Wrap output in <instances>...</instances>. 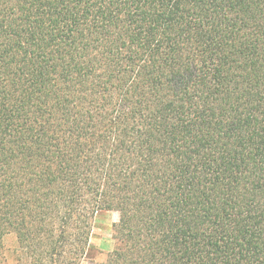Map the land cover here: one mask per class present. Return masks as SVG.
I'll list each match as a JSON object with an SVG mask.
<instances>
[{"label":"trees","instance_id":"obj_1","mask_svg":"<svg viewBox=\"0 0 264 264\" xmlns=\"http://www.w3.org/2000/svg\"><path fill=\"white\" fill-rule=\"evenodd\" d=\"M111 210L96 264H264V0H0V252Z\"/></svg>","mask_w":264,"mask_h":264},{"label":"rangeland","instance_id":"obj_2","mask_svg":"<svg viewBox=\"0 0 264 264\" xmlns=\"http://www.w3.org/2000/svg\"><path fill=\"white\" fill-rule=\"evenodd\" d=\"M119 220L117 211H102L95 219L92 239L91 252L82 264H96V261L114 249V226ZM96 258V259H95ZM26 257L19 249L17 236L9 233L3 238V247L0 252V264H23Z\"/></svg>","mask_w":264,"mask_h":264}]
</instances>
